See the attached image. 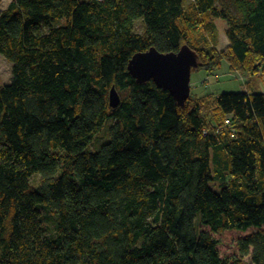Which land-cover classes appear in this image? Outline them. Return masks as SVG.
<instances>
[{"label":"trees","instance_id":"obj_1","mask_svg":"<svg viewBox=\"0 0 264 264\" xmlns=\"http://www.w3.org/2000/svg\"><path fill=\"white\" fill-rule=\"evenodd\" d=\"M184 44L208 72L226 61L263 76L264 0H12L0 11L12 63L0 85V264H242L200 225L254 228L240 256L264 264V92L180 106L128 72L134 53Z\"/></svg>","mask_w":264,"mask_h":264},{"label":"rangeland","instance_id":"obj_2","mask_svg":"<svg viewBox=\"0 0 264 264\" xmlns=\"http://www.w3.org/2000/svg\"><path fill=\"white\" fill-rule=\"evenodd\" d=\"M11 1L12 0H0V11L5 9L11 3ZM215 22L218 29L216 49L220 51L224 49L228 43L227 37L224 32L226 23L222 19H216ZM135 30L138 32L142 31L141 18L135 21ZM11 78L12 63L7 61L5 57L0 54V85L10 83ZM245 91L264 92V75L245 76L231 69L226 61H223L221 66L212 72L206 71L203 67H197L191 71L190 95L192 97L209 95L208 97L212 99L214 96H218L223 92ZM104 137L105 132L103 133L102 131H99V133L96 134L95 146H98L99 143L102 142ZM32 178L33 176L30 179V182L32 184L39 179L38 176H35L32 181ZM209 185L216 191L220 190L218 182L214 183L213 181H211ZM46 215L47 216L45 224L47 226V230L51 231L53 230L54 226V216L50 211L46 212ZM198 217L199 215H197L195 219V226L198 223ZM199 228L201 230L210 232L211 235L215 239H217V248L221 257H224L229 261L240 259L242 264H250V255H246L244 257L240 256L238 239L254 232V228L251 227L244 231L231 229L220 232H211L209 227L204 225H200Z\"/></svg>","mask_w":264,"mask_h":264},{"label":"water","instance_id":"obj_3","mask_svg":"<svg viewBox=\"0 0 264 264\" xmlns=\"http://www.w3.org/2000/svg\"><path fill=\"white\" fill-rule=\"evenodd\" d=\"M200 65L197 52L184 44L176 52H160L154 47L136 52L129 59L127 69L138 83L152 80L183 106L190 96L191 71ZM108 100L112 108L120 102L114 86L109 90Z\"/></svg>","mask_w":264,"mask_h":264},{"label":"built area","instance_id":"obj_4","mask_svg":"<svg viewBox=\"0 0 264 264\" xmlns=\"http://www.w3.org/2000/svg\"><path fill=\"white\" fill-rule=\"evenodd\" d=\"M224 125L225 126H230L231 125V122H230V120L228 118L225 119Z\"/></svg>","mask_w":264,"mask_h":264}]
</instances>
